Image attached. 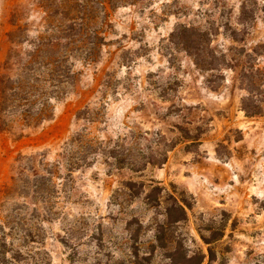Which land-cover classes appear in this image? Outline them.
Wrapping results in <instances>:
<instances>
[{
	"label": "rangeland",
	"instance_id": "1",
	"mask_svg": "<svg viewBox=\"0 0 264 264\" xmlns=\"http://www.w3.org/2000/svg\"><path fill=\"white\" fill-rule=\"evenodd\" d=\"M2 79L0 264H264V0H0Z\"/></svg>",
	"mask_w": 264,
	"mask_h": 264
},
{
	"label": "trees",
	"instance_id": "2",
	"mask_svg": "<svg viewBox=\"0 0 264 264\" xmlns=\"http://www.w3.org/2000/svg\"><path fill=\"white\" fill-rule=\"evenodd\" d=\"M85 20H86L85 16L84 17L83 16H81V17L80 16H74L73 18H68L67 19V21H68L67 23L68 24L64 25L65 26V30H67L69 32H72L73 34L74 33L75 34H80V33L82 34V32H83V30L85 28L84 26L87 25ZM85 33H86L87 36H90L89 30L84 31L83 34L85 35ZM177 34H179L178 37L182 38L183 43H185L184 44V50L186 52L190 53V55L195 58L197 63H199V58H201L204 55V50L205 49L203 48L202 44H199L196 41V38H195L196 32H193V30H191V29H186L185 28V29L180 30L178 33H176V35ZM92 43H94V42H92ZM202 67H204V64L202 65ZM18 89L19 88L17 86L13 87L15 95H16ZM5 91L6 90H5L4 86H3V79H2L0 81V95L5 94ZM0 104H1V101H0ZM39 111H41V110H39ZM124 187L128 191H131L132 184H130V182L126 183V185ZM157 190H158V188H155V189L152 190V192L154 193ZM150 194H152V193H150ZM130 196L134 197L132 194ZM148 197H149V195H146V199ZM159 204H161V203L159 202L157 205H159ZM176 208L178 209V211H176V212L181 213V214L185 213L184 209L180 205H177ZM176 208L174 206L170 207V211L169 212L171 213V216H170V213H169L167 215L168 219L172 220V215H173V213H175V209ZM134 241H136L135 238H134ZM158 241H161V238ZM170 243H171V241H170ZM169 245L170 244H166V246H164V242H162L159 247L161 249L166 248L167 258L170 259L172 264H185V262L188 261V258L183 253L181 248L180 247H171ZM153 259H154V256L143 255V254L140 253L139 248L135 247L131 251L129 261L128 262H123V263H126V264H153Z\"/></svg>",
	"mask_w": 264,
	"mask_h": 264
}]
</instances>
